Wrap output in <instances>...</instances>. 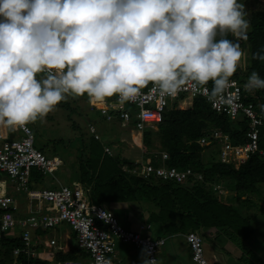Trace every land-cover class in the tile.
<instances>
[{
  "label": "clouds",
  "instance_id": "1",
  "mask_svg": "<svg viewBox=\"0 0 264 264\" xmlns=\"http://www.w3.org/2000/svg\"><path fill=\"white\" fill-rule=\"evenodd\" d=\"M247 17L240 0H0V126L42 120L69 97L123 105L149 85L163 97L211 82L215 100L235 83ZM251 58L264 62V46ZM244 88L264 90V78L254 70ZM150 256L146 246L141 264Z\"/></svg>",
  "mask_w": 264,
  "mask_h": 264
},
{
  "label": "trees",
  "instance_id": "2",
  "mask_svg": "<svg viewBox=\"0 0 264 264\" xmlns=\"http://www.w3.org/2000/svg\"><path fill=\"white\" fill-rule=\"evenodd\" d=\"M247 18L250 20L248 39L241 41L240 46L247 47L248 58L243 67L238 66L231 79H235L241 86L243 102L251 103L255 112L264 120V108H262L264 90L247 91L244 88L252 71H257L261 78H264V62L251 58L253 52L264 46V8L251 11ZM228 38L230 39V35ZM207 86L211 89V82ZM61 104L65 106L69 103L64 101ZM93 111L96 116H92L89 122L95 125L94 122L102 120L103 117L97 110L93 109ZM73 122L72 127L78 132L75 135L78 141L75 158L71 162L63 159V163H60L55 171L68 165L71 169L67 177L69 184L72 181L78 182L89 202L107 209L110 203L114 202L135 203L142 212L146 213L144 225L153 227L155 234L157 232L158 236H152L154 239L158 237L166 239L173 235L185 236L189 231H197L202 236L203 243L212 242L223 236L233 243L249 247L246 243L253 233L250 219L247 215L242 216L238 209L226 201L227 199L224 200L216 193H212L209 185L215 179L222 181L228 179L233 190L238 194L237 203L246 207L255 205L250 197L240 199L239 196L259 195L260 186L264 184V127L259 130L257 151L235 168L232 163L226 164L220 161L216 142L201 146L197 140L207 132L217 130L226 135L232 144H244L247 141L246 133L250 128L249 120L241 114L235 119H230L226 114L216 112L202 96L194 97L191 104L184 108L168 107L162 113L159 122L154 123L153 127L147 126L140 131L143 151L141 161L121 155L118 146L121 145L118 136L120 133H117L116 139L117 152L110 155L104 151V145L109 143L111 145V141L105 142L95 138L88 131L89 122L85 121L86 131L79 127L78 122ZM132 125L133 122H130L126 127ZM68 145L69 141L66 146ZM154 148L158 150L154 152ZM39 150L46 156L49 155L42 149ZM162 152L167 154V159L164 161L167 166L179 169L189 167L195 173H200L202 178L190 177L182 183H176L154 177L145 178L133 171L146 163L153 166L160 165ZM48 174L33 167L28 181L30 189L34 187L33 185L43 184L44 177ZM17 228L20 229L18 232L12 229L13 231L8 230L0 235V264H12L13 249L24 247L22 231L25 227L18 225ZM211 228L216 230L213 236L208 233ZM31 230L30 239L33 242L31 247H35ZM85 257L86 254L76 243V246L65 253L56 250L52 262L40 259L36 262L55 264L66 260H84ZM18 258L21 261L26 260L24 254ZM236 259L239 264H264V254L255 249Z\"/></svg>",
  "mask_w": 264,
  "mask_h": 264
},
{
  "label": "built area",
  "instance_id": "3",
  "mask_svg": "<svg viewBox=\"0 0 264 264\" xmlns=\"http://www.w3.org/2000/svg\"><path fill=\"white\" fill-rule=\"evenodd\" d=\"M231 80L235 82L232 88L215 100L208 99V86L207 90L186 86L175 96L161 97L151 91L152 86L149 85L134 100L123 105L116 97H111L104 104H90L89 108L97 110L107 122L117 119L125 125L133 122L131 127L140 132L143 128L159 122L168 107L184 108L191 104L194 97L202 96L216 112L224 113L230 119H235L241 114L249 120L250 128L244 144H232L226 135L217 130H211L197 140L201 146L216 142L220 161L232 163L237 168L257 151L259 130L264 127V120L255 112L251 103L243 102L241 86L235 79ZM87 128L95 138H100L96 125L89 122ZM16 129L17 132L12 130L8 133L4 126H0V173L6 175L15 190L29 193L31 200L37 196V200L46 206L30 211L25 218L16 219L14 215L18 209L17 201L0 192V235L18 225L25 227L22 231L24 247L13 249L12 264H38L36 260L39 259V253L35 247H31L33 242L30 239V229H53L61 223H66L75 233L77 246L86 257L84 260H66L55 264H114L117 242L141 249L147 246L151 250L149 258L157 260V248L164 244L165 238L154 239L150 235L142 234L141 230L149 228L144 224L139 230L124 228L111 210L89 202L78 182L72 181L70 184H58L54 188L43 187L38 191H31L28 183L31 169L35 167L42 173L52 174L61 161L58 157L46 156L34 146V135L29 125ZM104 151L111 155L110 147H104ZM166 159L167 154L162 152L160 165L146 163L133 171L145 178L154 177L176 183H182L190 177L202 178L200 173H195L189 167L179 169L167 166L164 164ZM101 212H105L104 219L99 217ZM184 237L192 261L195 264H209L204 257L202 236L197 231H189ZM55 244V239L48 243L49 246ZM21 254L26 256L25 261L19 260Z\"/></svg>",
  "mask_w": 264,
  "mask_h": 264
},
{
  "label": "rangeland",
  "instance_id": "4",
  "mask_svg": "<svg viewBox=\"0 0 264 264\" xmlns=\"http://www.w3.org/2000/svg\"><path fill=\"white\" fill-rule=\"evenodd\" d=\"M240 2L244 3L245 11L248 14L251 11L261 10L264 8V0H240ZM230 39H232L231 36ZM240 47L242 49V57L238 66L243 67V65L245 64V60L248 58V49L246 46ZM73 100V97H69L66 100L67 104L69 103L68 105H65L66 107L62 106V104L60 103L56 107V109L53 112L49 113L44 119L37 120L34 123L28 124L32 129L34 135V146L36 148L42 149L43 151L48 153L49 156H53L55 154L57 156L64 157V160H66L67 162H71L74 160L76 145L78 144L77 138L75 137L78 132H76V129H73L72 127V123H74L73 121L78 122L77 124L80 125L79 127L83 128L82 130L86 131V123L80 116V112L83 113V109H86L84 104H82L84 103V101L82 100L81 102V99H76V102L72 103ZM92 116H94V114H92ZM4 128L8 133H10L12 130L14 132H17L16 128ZM99 128L100 124L98 125V129ZM130 128L133 130V127H126L123 125H118L117 127V125L111 124L110 127L105 132H103L102 138L105 142L111 141V145L109 143L108 146H110L111 154H113V152H117V133L122 132L120 134L121 139L119 137L121 145H118L121 149V155L135 161H141L143 160V151L132 139V133H134V135L136 136H141V133L136 131L129 133ZM121 129H124L126 132ZM68 141L69 145L66 146ZM155 143H157L156 140ZM156 149L158 150V148H154L153 151H157ZM204 152H206V150ZM69 171H71L69 166L64 165L57 172L55 171L53 175H46L44 177V183L38 184L35 188L32 187L31 191H38L42 187L58 186V184H69L67 179V177L69 176ZM209 187L212 193H216V195L224 200L227 199L226 201H228L236 209H238L242 216L245 217L247 215L253 227V233L249 241L246 243L249 244V247H247L246 245L241 246L237 243H233L223 236H220L218 239L213 240L212 242L205 241L203 243L205 259L209 262L212 259H216V256L220 257L219 254H222V252L235 259L237 256L245 255L250 250L253 251V249L264 254V184L260 186L261 192L259 195L252 194L250 196H239L240 199L250 197L252 202L255 203V205H253L252 207H246L242 204H239V202L237 203L238 194L233 190V187L228 179H225L224 181L215 179L210 183ZM2 191H4V193L9 197L16 200L18 203V209L16 210V214L14 215L15 218H25L28 214L25 211L27 200L26 196H28L29 193L15 190V188L7 179L6 175L0 173V192L2 193ZM34 197L35 199H33V201L35 202L38 198L37 196ZM113 207L114 206L110 207L109 209L115 214L118 223L126 228V214L124 213L120 215V213H117V211L114 212ZM13 230H16V232H18V230L20 229L15 227ZM55 231L56 228L48 229L46 231V237L49 238L50 236L55 235ZM215 231V229L211 228L209 229L208 233L213 236L215 234ZM51 249L55 250L57 248L52 247ZM139 250L141 251L142 249L140 248ZM164 263L170 264V261ZM114 264H117V244Z\"/></svg>",
  "mask_w": 264,
  "mask_h": 264
},
{
  "label": "crops",
  "instance_id": "5",
  "mask_svg": "<svg viewBox=\"0 0 264 264\" xmlns=\"http://www.w3.org/2000/svg\"><path fill=\"white\" fill-rule=\"evenodd\" d=\"M76 99H81L84 101V106L86 109H83V113L80 112V116L83 118L84 121L87 123L89 122V119H91L92 114L94 113L93 110H90L88 103V100L86 99V96L74 98L72 103L76 102ZM79 116V115H78ZM94 116L96 114L94 113ZM101 122V123H100ZM97 128V131L100 135V140L102 141V134L105 132L110 125H123L120 122H117V120L111 121V122H105L103 119L94 122ZM100 124V128L98 129V125ZM110 124V125H108ZM129 133H132L133 131L131 128L129 129ZM124 132H126L124 130ZM138 132V131H136ZM135 132V133H136ZM122 133V132H121ZM120 133V134H121ZM140 133V132H139ZM134 133H132V139H133ZM121 139V135L119 136ZM139 138V148H141V136H137ZM104 141V140H103ZM104 144V143H103ZM108 145H104L106 147ZM110 147V146H108ZM49 156V155H48ZM49 157H58L61 161V164L63 163V157L53 155ZM38 185V184H37ZM37 185H33L35 188ZM56 187V186H55ZM32 189V188H31ZM36 191V190H34ZM4 192V191H2ZM26 213H29L32 210H35L37 208H45L46 204L40 202L39 200L33 201L31 200L30 196H26ZM110 207L114 206V212L117 211V213L126 214L125 221H126V229L130 230H139V227L144 224L145 222V216L146 213L142 212L139 206L135 205V203H110ZM109 207V208H110ZM16 214V213H15ZM23 218V217H18ZM55 235L50 236L49 238L46 237V230H44L42 227H37L35 229L31 230V237L34 240V245L36 251L39 253V259L41 261L43 260H50L53 261V256L55 254L56 250H60L62 252L69 251L72 247L76 246V238L71 230V228L65 223V224H59L55 227ZM141 233L144 235H150L152 236H158L157 232L155 234V229L153 227H149L148 229L141 230ZM159 238V237H158ZM51 239H55L56 244L54 246H49L48 243ZM218 239V238H217ZM52 247H56L57 249L52 250ZM60 247V248H59ZM140 248H135L131 244L126 243H119L117 242V264H141V251ZM226 249V248H225ZM220 257L216 256V259H212L209 261V264H239L238 260L233 259L231 256L225 254L222 252V254H219ZM170 261V264H195L190 256L189 248L185 242L184 235H173L171 237H168L165 239V243L157 248V260L156 264H165L164 262Z\"/></svg>",
  "mask_w": 264,
  "mask_h": 264
},
{
  "label": "bare ground",
  "instance_id": "6",
  "mask_svg": "<svg viewBox=\"0 0 264 264\" xmlns=\"http://www.w3.org/2000/svg\"><path fill=\"white\" fill-rule=\"evenodd\" d=\"M133 141H134L137 145L140 144V143H139V138H138L137 136H133Z\"/></svg>",
  "mask_w": 264,
  "mask_h": 264
}]
</instances>
